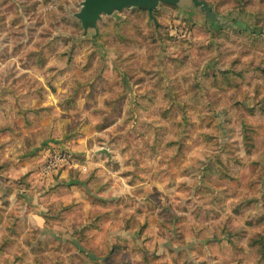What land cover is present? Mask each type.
Returning a JSON list of instances; mask_svg holds the SVG:
<instances>
[{
	"label": "rangeland",
	"instance_id": "rangeland-1",
	"mask_svg": "<svg viewBox=\"0 0 264 264\" xmlns=\"http://www.w3.org/2000/svg\"><path fill=\"white\" fill-rule=\"evenodd\" d=\"M205 1L221 21L161 3L98 40L83 0H0V264H264V0ZM232 62L239 87L215 80ZM59 146L88 172L43 175Z\"/></svg>",
	"mask_w": 264,
	"mask_h": 264
},
{
	"label": "water",
	"instance_id": "water-1",
	"mask_svg": "<svg viewBox=\"0 0 264 264\" xmlns=\"http://www.w3.org/2000/svg\"><path fill=\"white\" fill-rule=\"evenodd\" d=\"M181 0H83L81 9L76 17L82 23L84 36L89 35L95 30L98 33V22L103 19L104 15H112L115 12L123 11L130 8L147 9L151 18H154L152 13L158 9L161 3L178 4ZM194 4L201 8V11L206 14L208 22H218L220 18L213 11L212 6L205 0H192ZM100 154L111 156L108 149L103 148L98 151Z\"/></svg>",
	"mask_w": 264,
	"mask_h": 264
},
{
	"label": "trees",
	"instance_id": "trees-1",
	"mask_svg": "<svg viewBox=\"0 0 264 264\" xmlns=\"http://www.w3.org/2000/svg\"><path fill=\"white\" fill-rule=\"evenodd\" d=\"M140 9V8H139ZM145 11H147V9H143ZM247 11V10H246ZM149 12V11H148ZM157 13V12H154V14ZM153 14V17L155 19V21H157L155 15ZM149 16H150V13H149ZM157 23V22H156ZM98 28H99V32L97 34H94L93 36H95V38H97L98 40L101 39L102 37V32L100 31V26H99V22H98ZM225 29V28H223ZM247 30H249L250 34H255L257 33V29H251V28H246ZM259 34L263 33L261 31H258ZM218 38H219V35H216ZM160 38L158 39V42H159V47L154 50V57L158 56V53L160 52V50L163 48V46L165 44H169V42H172L174 39L171 37H167V38H164L163 36H159ZM205 49H208L211 53H217L219 56H220V61L221 62H224L223 60V52H220L221 49L219 46L217 47H214L212 45H207L205 46ZM71 59V56L70 58ZM239 71H246L245 68L241 67L237 62H232L230 64H222V66H218L217 69H216V72H215V80L218 79H224L227 81L228 83V86L229 87H239V83L238 81L239 80H245L247 79L248 75L245 73H240ZM145 96V94H143L138 102L141 103L140 101L142 100V98ZM138 102H136V105L133 106V109L130 111L131 113H133V111H136L137 108H138ZM206 108L208 110L211 109L212 106H214L212 100H209L206 104H205ZM249 113L251 116H257V117H260L264 120V97L259 100L254 106H251L249 108ZM246 119V118H245ZM243 124L246 126L245 130L250 126L251 123H249V121L246 119L243 121ZM252 125V124H251ZM158 128L156 127H151V129H149L148 131V135H150L153 139H154V143L151 144L152 148L156 147V142L157 141H162V138H161V134H157L156 130ZM244 138H245V143H246V146L248 147V150L250 151L253 147V142H254V139L252 136H249V132L248 131H245L244 132ZM52 150L50 149L49 151L46 152L45 156L47 154H49ZM97 157H106L108 158L107 156H104V155H100V156H97ZM45 158H43V162H44ZM42 162V164H43ZM41 164V166H42ZM40 166V168H41Z\"/></svg>",
	"mask_w": 264,
	"mask_h": 264
},
{
	"label": "built area",
	"instance_id": "built-area-1",
	"mask_svg": "<svg viewBox=\"0 0 264 264\" xmlns=\"http://www.w3.org/2000/svg\"><path fill=\"white\" fill-rule=\"evenodd\" d=\"M69 170L72 172H88V164L86 161L77 159L67 149H53L46 155L41 166V172L45 176L55 175L60 171Z\"/></svg>",
	"mask_w": 264,
	"mask_h": 264
},
{
	"label": "crops",
	"instance_id": "crops-1",
	"mask_svg": "<svg viewBox=\"0 0 264 264\" xmlns=\"http://www.w3.org/2000/svg\"><path fill=\"white\" fill-rule=\"evenodd\" d=\"M59 148H61V149H65V148H68L67 146H59ZM53 149H56V148H53ZM52 149V150H53ZM81 149V151H82V153L83 154H85V151L87 150H85V148L84 147H81L80 148ZM97 151H99V150H96L94 153H98ZM70 152H71V154L73 155V156H75L77 159H79V160H82V161H86L87 163H89V161L88 160H85V159H81V158H83V157H81L80 158V155H77L75 152H72L71 150H70ZM99 155H100V153H98ZM91 161V160H90ZM93 164L94 165H96V167H102V163L101 162H98V161H95V162H93ZM60 173H72V174H77L76 172H72V171H69V170H65V171H60V172H58V173H56L55 175H59ZM53 177V176H52ZM75 182H80L81 184H83V183H85V182H83L82 180H73V181H70V183H75ZM67 199L68 198H74V197H78L77 195H79V194H75V193H73V195H72V193L71 192H67ZM80 206H82V204H80ZM80 206H77V207H80ZM73 221V224L75 223V221L76 220H72ZM96 224V227H98V222H96L95 223ZM99 228V227H98Z\"/></svg>",
	"mask_w": 264,
	"mask_h": 264
},
{
	"label": "flooded vegetation",
	"instance_id": "flooded-vegetation-1",
	"mask_svg": "<svg viewBox=\"0 0 264 264\" xmlns=\"http://www.w3.org/2000/svg\"><path fill=\"white\" fill-rule=\"evenodd\" d=\"M182 1V0H181ZM192 2V0H190ZM221 21V20H220Z\"/></svg>",
	"mask_w": 264,
	"mask_h": 264
}]
</instances>
